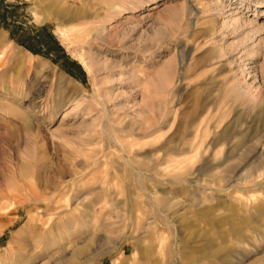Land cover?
Here are the masks:
<instances>
[{
    "label": "rangeland",
    "instance_id": "obj_1",
    "mask_svg": "<svg viewBox=\"0 0 264 264\" xmlns=\"http://www.w3.org/2000/svg\"><path fill=\"white\" fill-rule=\"evenodd\" d=\"M0 264H264V0H0Z\"/></svg>",
    "mask_w": 264,
    "mask_h": 264
},
{
    "label": "bare ground",
    "instance_id": "obj_2",
    "mask_svg": "<svg viewBox=\"0 0 264 264\" xmlns=\"http://www.w3.org/2000/svg\"><path fill=\"white\" fill-rule=\"evenodd\" d=\"M77 19V18H76ZM75 20V19H74ZM206 257H208V256H206Z\"/></svg>",
    "mask_w": 264,
    "mask_h": 264
}]
</instances>
